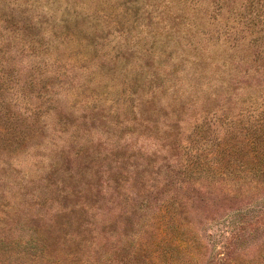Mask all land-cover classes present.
Here are the masks:
<instances>
[{
    "label": "rangeland",
    "instance_id": "1",
    "mask_svg": "<svg viewBox=\"0 0 264 264\" xmlns=\"http://www.w3.org/2000/svg\"><path fill=\"white\" fill-rule=\"evenodd\" d=\"M216 3L0 0V264H264V77Z\"/></svg>",
    "mask_w": 264,
    "mask_h": 264
},
{
    "label": "trees",
    "instance_id": "2",
    "mask_svg": "<svg viewBox=\"0 0 264 264\" xmlns=\"http://www.w3.org/2000/svg\"><path fill=\"white\" fill-rule=\"evenodd\" d=\"M216 1L215 13L220 14L224 7H228L229 14L233 16L236 28H233L234 32H231V34L233 33L231 46L236 48L240 46L247 49L249 59L247 57L244 63L255 66L252 68L254 69L253 72L250 71L249 73L257 78L260 75L264 77V0ZM235 3H238V5L235 6ZM236 9L237 11H235ZM242 59H245V57ZM245 76L251 75L245 73L243 77ZM256 81L258 82V79ZM254 118L253 124L246 128V132L251 137L249 144L246 143L247 151L244 150L243 155L245 157L252 155V158H250L251 171L254 175L252 179L264 182V107L260 109V112ZM226 149L225 146L220 152L225 154Z\"/></svg>",
    "mask_w": 264,
    "mask_h": 264
}]
</instances>
